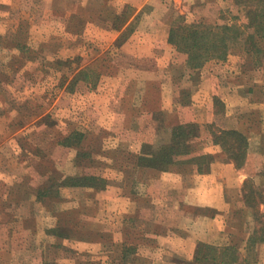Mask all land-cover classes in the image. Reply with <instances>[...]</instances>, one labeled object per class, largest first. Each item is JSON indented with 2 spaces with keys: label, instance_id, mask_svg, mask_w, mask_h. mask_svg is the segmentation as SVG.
<instances>
[{
  "label": "rangeland",
  "instance_id": "obj_1",
  "mask_svg": "<svg viewBox=\"0 0 264 264\" xmlns=\"http://www.w3.org/2000/svg\"><path fill=\"white\" fill-rule=\"evenodd\" d=\"M208 1V5L191 7L203 18H185L175 15L172 8L166 9L171 15L169 31L181 23H202L199 28L213 30V34L223 30L214 29L215 25L238 26L245 20L234 1ZM159 9L153 4L145 7L147 14ZM134 10L122 0H0V264H96L101 253L108 258L114 256L120 264L143 261L134 256L137 243L126 240L127 227L121 223L141 225L123 214L119 228L114 226L113 205L116 192L125 195L129 187L139 194L151 184L146 179L152 172L144 170L149 172L145 174L143 169L161 171L139 163L138 156L145 144L157 146L167 139L170 130L137 134L121 128L131 116L126 112L117 116L104 113L121 105H113L111 97L101 95V88L125 89L123 82L103 79L116 72L113 60L131 57L127 45L124 49L120 43L147 20L136 16L130 22ZM124 25L125 30L115 36L114 32ZM242 31L230 44L229 71L237 70L242 75L235 82L245 78L244 88L251 87L249 81L260 73L257 68L264 69V37H253L246 28ZM170 44L177 62L190 67L186 62L190 55ZM210 60L220 61L209 58L202 64ZM138 85L130 82L128 91L135 92ZM97 94L108 105L103 112L94 108ZM136 96L133 102L138 100ZM217 100L212 99L209 107L195 108L198 123L222 126V104ZM212 110L214 115L210 114ZM156 116L163 118L161 114ZM252 137L249 149L254 147ZM215 146L214 151L206 148L213 161L227 160L222 147ZM86 174L104 178L105 187L72 185ZM242 191L251 195L254 204L247 206L241 193L247 208L246 230L240 239H216L212 244L236 243L248 263L256 264L259 252H264L259 251L262 243L248 251L246 238L254 223L252 207L259 205L264 211V187L248 178ZM56 225L75 229L69 236H59L52 231ZM132 244L135 248L130 247ZM193 260L194 256H183L171 262L186 264Z\"/></svg>",
  "mask_w": 264,
  "mask_h": 264
},
{
  "label": "crops",
  "instance_id": "obj_2",
  "mask_svg": "<svg viewBox=\"0 0 264 264\" xmlns=\"http://www.w3.org/2000/svg\"><path fill=\"white\" fill-rule=\"evenodd\" d=\"M122 2L135 8L129 18L130 22L136 16L147 20H143L139 27L130 31L129 36L120 43L124 49V45H127L131 57L113 60L116 64L113 69L117 73L104 75L103 80L112 79L114 82H123L125 86V89L120 87L118 91L101 88V95L111 97L113 105H121L104 113L116 116L123 112L128 113L131 116L130 122L121 124L120 127H126L133 133L157 129L169 131L177 123H198V118L194 116L195 108L209 107L212 99L217 98L222 104L221 127L252 135L254 140V147L248 150L240 168L230 160H215L206 172L185 174L178 171L143 169L145 174L152 172L151 175L156 176H153V180L151 175L146 179L151 184L146 183L147 186H144L141 193L138 194L129 187L125 195L120 191L116 192L113 205L114 207L116 204V220L113 225H120L119 217L123 214H129L125 217L127 220L136 219L139 222L141 226L130 222L121 225L127 227L126 240L137 243L134 256L143 260H140V264H172L171 261L176 258L195 257L194 247L198 242L212 243L216 239L225 240L231 237L240 239V235L246 230L248 219L245 216L247 208L241 200L242 186L250 178L264 187V69L257 68L260 73L249 81L251 87L247 85L243 88L245 78L235 82L239 72L229 71L231 54L224 60H210L193 69L182 61L177 62L173 55L175 49L167 40L171 15L165 11L172 8L175 15L203 18L201 13L192 11L191 7L198 4L208 5V0ZM151 4L160 9L147 14L145 7ZM69 14L70 12L67 13ZM125 28L126 25L116 30L115 36ZM130 82H139L140 89L133 92L134 94L128 91L127 85ZM145 85L147 87L144 89ZM98 95L100 94L96 95L94 108L103 112L108 105L99 100ZM135 96L139 98L133 102L131 99ZM213 113L212 110L210 114L214 115ZM158 114L163 115L164 121L156 116ZM201 140L203 143L197 152L208 153L207 147H212L208 149L214 151L216 144L207 142V138L198 131V135L194 137L196 146ZM261 249L263 251L264 244L259 245V251ZM259 253L256 264H264V252ZM101 254L96 264H120L114 256L108 258ZM128 264H134V260Z\"/></svg>",
  "mask_w": 264,
  "mask_h": 264
},
{
  "label": "trees",
  "instance_id": "obj_3",
  "mask_svg": "<svg viewBox=\"0 0 264 264\" xmlns=\"http://www.w3.org/2000/svg\"><path fill=\"white\" fill-rule=\"evenodd\" d=\"M232 1L239 7L243 18H245L238 26L232 23L215 25L214 29L221 27L223 30L222 32L214 31L213 34H211L213 30L205 31L203 28H199L203 25L202 23H181L170 29L168 40L175 43L177 49H182L190 55L186 61L190 68L200 67L209 58L225 59L231 51L230 44L241 36L243 28H246L253 37H264V0ZM251 50L246 53H250ZM256 50L260 51V49ZM217 101L220 102L219 99ZM198 131L207 138V142L220 145L227 160L232 161L237 168L242 167L250 148L248 135L235 129L217 127L211 123L198 124L194 121L171 126L169 137L157 146H153L151 143L145 144L144 151L138 156V162L163 171L172 170L182 173L208 171L213 156L207 152H197L200 144L198 142L196 146L194 137L196 138ZM78 178L80 180L71 182L72 185L82 184L94 189L105 187L104 178L98 175L86 174ZM256 192L257 190L253 189V193ZM242 194L245 204L253 206L251 195L244 191ZM252 209L254 223L251 233L246 238L248 251L258 243L264 244V211H261L259 205ZM71 229L75 228L67 225L60 228L56 225L52 231L59 236H69ZM72 234L71 232V236ZM198 244L194 260L186 264H194V261L196 264H249L247 257L242 255L243 253L236 243L217 245L198 242ZM130 247L135 248V245L132 244Z\"/></svg>",
  "mask_w": 264,
  "mask_h": 264
}]
</instances>
